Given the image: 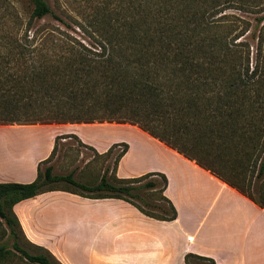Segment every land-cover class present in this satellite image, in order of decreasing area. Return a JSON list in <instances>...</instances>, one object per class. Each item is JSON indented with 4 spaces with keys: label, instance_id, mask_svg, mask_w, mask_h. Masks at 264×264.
<instances>
[{
    "label": "trees",
    "instance_id": "obj_1",
    "mask_svg": "<svg viewBox=\"0 0 264 264\" xmlns=\"http://www.w3.org/2000/svg\"><path fill=\"white\" fill-rule=\"evenodd\" d=\"M215 1L155 0L157 12H120L104 30L99 52L78 44L61 68L60 61L43 60L23 65L15 78L2 80L0 75V123L134 124L263 208L264 66L256 62L250 70L249 45L236 42L243 34L228 39L232 28L212 30L217 22H209V10L221 5ZM28 2L25 33L32 29V21L51 13L45 0ZM258 22L263 23L264 16ZM51 104L68 105L69 110L54 116L32 110ZM68 138L93 151L94 158L108 159L116 148L121 150L97 181L85 183L73 172L53 174L49 164L58 142ZM127 150V144H114L100 155L75 136L56 137L49 157L38 164L34 181L0 183V220L12 249L32 264H60L41 247L33 245L43 253L30 254L19 246L18 236L23 234L13 212L17 203L51 191L122 200L146 217L174 221L177 211L164 195L168 184L164 174L116 177ZM156 191L158 199L148 201ZM11 254L0 244V264ZM184 263L215 264L193 254H186Z\"/></svg>",
    "mask_w": 264,
    "mask_h": 264
},
{
    "label": "crops",
    "instance_id": "obj_2",
    "mask_svg": "<svg viewBox=\"0 0 264 264\" xmlns=\"http://www.w3.org/2000/svg\"><path fill=\"white\" fill-rule=\"evenodd\" d=\"M66 135L100 155L127 144L116 177L164 174L177 218L158 221L122 200L64 191L14 205L26 240L60 264H185L186 254L215 264H264V207L134 124L0 125V183L34 181L55 138Z\"/></svg>",
    "mask_w": 264,
    "mask_h": 264
},
{
    "label": "rangeland",
    "instance_id": "obj_3",
    "mask_svg": "<svg viewBox=\"0 0 264 264\" xmlns=\"http://www.w3.org/2000/svg\"><path fill=\"white\" fill-rule=\"evenodd\" d=\"M45 2L51 13L40 21H32V29L25 33L31 12L28 0H0V75L2 80L19 76L23 65L25 67L30 63L37 64L43 60L60 61L61 68L64 57L76 51L78 44L92 52H99L100 43H103L104 30L114 24L120 12H137L138 10L139 12H157L154 7L155 0H45ZM220 2L221 5L217 9L209 10V22H217L212 30L225 31L232 28L234 31L230 33L228 39L243 34L236 42H246L249 45L250 70L256 62L261 67L264 66V22L258 24V19L264 16V0H232L230 3L220 0ZM35 31H39L36 37L33 35ZM46 64L49 65V63ZM32 110L42 111L43 116L47 114L54 116L58 112H66L69 106L35 105ZM0 125L3 124L0 123ZM120 150L121 148H116L112 157L108 159L94 158V152L79 145L75 139H61L49 164L53 166L55 175L73 172L76 180L93 183L98 180L105 166L112 167L113 159ZM45 166L42 165L41 168ZM56 186L64 185L56 184ZM157 193L158 191L153 194ZM147 199L153 202L158 199V195ZM160 204L164 202L161 201ZM7 232V227L0 220V244H5L12 251L11 256L1 264H32L12 249L11 241L7 239ZM18 237L19 246L28 253H43L40 249L33 247L24 235Z\"/></svg>",
    "mask_w": 264,
    "mask_h": 264
}]
</instances>
